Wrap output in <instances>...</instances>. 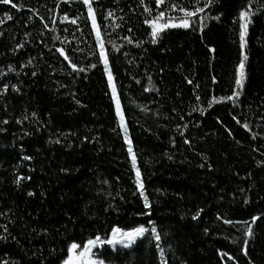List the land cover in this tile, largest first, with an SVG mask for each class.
Wrapping results in <instances>:
<instances>
[{
	"label": "trees",
	"instance_id": "obj_1",
	"mask_svg": "<svg viewBox=\"0 0 264 264\" xmlns=\"http://www.w3.org/2000/svg\"><path fill=\"white\" fill-rule=\"evenodd\" d=\"M197 3L203 21L152 37L145 21ZM204 5L93 0L125 135L83 0H0V264H63L73 241L143 224L97 256L264 264V0Z\"/></svg>",
	"mask_w": 264,
	"mask_h": 264
},
{
	"label": "snow or ice",
	"instance_id": "obj_2",
	"mask_svg": "<svg viewBox=\"0 0 264 264\" xmlns=\"http://www.w3.org/2000/svg\"><path fill=\"white\" fill-rule=\"evenodd\" d=\"M4 3H11L12 0H3ZM158 3H165V0H157ZM83 3L86 4L88 6V10L89 12L93 11V0H83ZM211 3V0H205V5L204 7H207L209 4ZM249 7H251V5H249ZM171 9H175L177 8V5L172 4L170 5ZM179 11L184 13V17H182L178 23H174L173 21L175 20L174 17L169 16L168 22L167 23H163L160 24L157 21L160 20L161 18H163L165 16V12L164 11H160L158 16L153 19V20H147L145 21L146 23L152 24L153 25V30H152V37H157L159 36V34L164 30L167 29L169 27H178V26H182L184 28H189L191 26V18L196 17L199 21H203V16H199L197 17V13H202L204 11L203 7H199L198 3L195 6V11H189L188 9L184 8V7H179ZM109 15H111V13H109ZM240 16L242 19H245V23L241 24V32H240V39H241V43L242 45L244 43H246L245 41V35H246V31H247V22L250 21V16H249V12L247 10H242L240 13ZM11 17H9L10 19ZM92 21H93V26L97 28V35L99 36V27L96 25V17L95 15L92 16ZM0 23H2V21H0ZM201 30H202V26H201ZM129 39V38H126ZM155 42V41H153ZM101 55L104 57V63L108 64V57L107 55H105L104 53V44L103 41H101ZM61 51H63V49H61ZM247 57L245 56V59ZM76 65H73V68H75ZM94 67V65H93ZM239 76L236 79V85L239 87H242L243 85V79L245 76L244 73V60H241L240 64H239ZM112 79V74L111 71L109 70V80ZM8 88V85L5 84L3 86V91H6ZM113 91H115V85H113ZM239 92H233L232 96H228V97H221V100H234L236 97L239 96ZM216 98L213 97V100H215ZM117 105L119 107V101H117ZM121 119H123V115L121 114ZM244 127L247 128L248 125L244 124ZM129 143V151L131 152V140L128 141ZM28 159H31V157H28ZM132 160H133V165L135 166L136 163V156L133 153L132 155ZM136 175L137 177L140 176V169L137 167L136 168ZM18 182V181H17ZM139 186L141 189H143L144 185L143 182H139ZM31 194V193H30ZM145 203L147 205L148 201H147V196H145ZM202 211V210H201ZM256 217L252 218V223H255ZM226 223H233L232 221H226ZM245 224H247L248 222H244ZM149 229L145 228L144 226H139V227H134L128 230L122 229L119 226L114 227L111 230V235L108 238H102L99 234L96 235L94 238L88 239L86 242H84L83 248L81 251H79L77 253V249L80 248V245L78 243H76L75 241H73L70 245V248L68 250L69 254L67 256V258L63 261V264H105V261L102 259H97L96 255L97 253L94 252L93 250L96 249L97 251L101 248H103V246L105 244L110 245L112 247H116L117 245H125V246H131V244L137 240L138 237H142L146 232H148ZM151 232L155 233V239L157 241H159L161 239L159 233L157 232V230L153 227L151 229ZM246 234L248 236L252 235V228L249 225L246 229ZM246 246H247V241H245V253H246ZM99 255H102V252L99 253ZM223 255V253H222ZM161 256L163 257V250L161 249Z\"/></svg>",
	"mask_w": 264,
	"mask_h": 264
},
{
	"label": "rangeland",
	"instance_id": "obj_3",
	"mask_svg": "<svg viewBox=\"0 0 264 264\" xmlns=\"http://www.w3.org/2000/svg\"><path fill=\"white\" fill-rule=\"evenodd\" d=\"M94 12V10L92 11V12H89V10H88V12L87 13H89V17H90V20H91V23H92V27H93V29H94V31H95V35H96V38H97V40H98V44H99V50H100V53H101V47H100V45H101V38H100V34H99V36L97 35V28L96 27H94L93 26V21H92V16L93 15H95V13H93ZM183 17H184V14L182 15ZM96 17V16H95ZM242 19V18H241ZM244 19H242V21H243ZM165 21H167L166 19L165 20H163L162 22H160V21H158V23H160V24H163V23H167V22H165ZM96 25H97V20H96ZM98 26V25H97ZM105 49V48H104ZM104 53H105V55H106V51L104 50ZM102 56V55H101ZM102 59H103V61H104V57L102 56ZM104 63V62H103ZM105 67H106V69H107V72H108V78H109V70H110V67H109V63L108 64H105ZM238 70H239V68H238ZM240 71V70H239ZM109 83H110V87H111V90L113 91V85H115L114 84V80H113V75H112V79L111 80H109ZM113 96H114V101H115V105H116V112H117V114H118V117H119V121H120V124L119 125H121V128L123 129V131L125 132V135H128V133H127V127H126V121H125V117H124V115H123V112H121L122 110H121V107H120V103H119V107H118V105H117V101H119V100H117L118 98H117V95H116V88H115V91H113ZM121 114L123 115V119H121ZM129 141V140H128ZM129 144V143H128ZM133 155V153H132V151H131V156ZM139 226H144V224L143 225H139ZM139 226H137V227H139ZM145 228H146V226H144ZM125 230H128V229H125ZM146 234V233H145ZM144 234V235H145ZM143 235V236H144ZM139 238H141V237H138L137 238V240L139 239ZM136 240V241H137ZM136 241H134L131 245H133ZM121 246H125V245H121ZM83 248V247H82ZM82 248L80 247V248H78L76 251H77V253L79 252V251H81L82 250ZM95 250V249H94ZM93 250V251H94ZM95 252V251H94ZM96 258L97 259H100L97 255H96ZM106 264V263H105Z\"/></svg>",
	"mask_w": 264,
	"mask_h": 264
},
{
	"label": "bare ground",
	"instance_id": "obj_4",
	"mask_svg": "<svg viewBox=\"0 0 264 264\" xmlns=\"http://www.w3.org/2000/svg\"><path fill=\"white\" fill-rule=\"evenodd\" d=\"M165 3H166V0H165ZM163 4H164V3H163ZM153 19H155V18H153ZM153 19H152V20H153ZM149 25L153 26L152 24H149ZM149 28H150V26H149ZM150 29H151V28H150ZM151 31H152V30H151Z\"/></svg>",
	"mask_w": 264,
	"mask_h": 264
},
{
	"label": "built area",
	"instance_id": "obj_5",
	"mask_svg": "<svg viewBox=\"0 0 264 264\" xmlns=\"http://www.w3.org/2000/svg\"><path fill=\"white\" fill-rule=\"evenodd\" d=\"M149 26H150L151 30H153V26H151V25H149Z\"/></svg>",
	"mask_w": 264,
	"mask_h": 264
}]
</instances>
